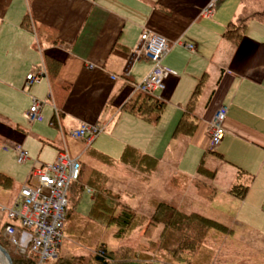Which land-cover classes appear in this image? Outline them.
Wrapping results in <instances>:
<instances>
[{"label": "crops", "instance_id": "0c3cea01", "mask_svg": "<svg viewBox=\"0 0 264 264\" xmlns=\"http://www.w3.org/2000/svg\"><path fill=\"white\" fill-rule=\"evenodd\" d=\"M240 11L241 0H0V152H12L17 162L15 147L21 146L31 159L25 165L32 166L35 160L54 163L61 151L81 161L84 154L98 152L92 149L96 139L89 145L70 133L84 124L103 126L113 137L121 131V156L126 147L134 148L158 160L155 174L166 169L168 184L183 178L181 187L172 188L180 194L199 179L216 190L217 198L221 185L229 202L257 212L239 210L242 220L264 221V24L249 22L237 44L226 40L223 35ZM26 19L29 29L23 26ZM39 29L54 31L59 43L45 40V33L39 36ZM145 33L171 46L161 62L165 88L153 93L165 104L155 125L123 110L152 68L140 56ZM46 56L61 63L58 83L70 86L65 100L57 98L59 106ZM30 74L38 81L28 85ZM198 87L196 130L175 137ZM33 100L41 104L40 122L28 117ZM220 105L228 109L225 136L210 152L209 121ZM194 147L203 152L200 164L211 159V167L203 166L215 173L213 179L186 175L183 159ZM239 172V183L248 187L243 199L229 193ZM29 173L0 172L13 181L11 189L17 182L18 190ZM165 203L183 211L177 202Z\"/></svg>", "mask_w": 264, "mask_h": 264}, {"label": "trees", "instance_id": "16d2710c", "mask_svg": "<svg viewBox=\"0 0 264 264\" xmlns=\"http://www.w3.org/2000/svg\"><path fill=\"white\" fill-rule=\"evenodd\" d=\"M251 21L264 24V0H241V11L234 22L228 25L223 35L224 38L234 44L239 43ZM23 26L29 29V20L26 19ZM44 33L45 40L52 44L59 43L54 31L38 30L39 36H43ZM45 65L52 92L57 94L56 105L59 106L58 99H66L70 92V86L58 83V74L61 68L59 61L46 56ZM198 92L199 87L177 125L175 137L178 135L191 136L196 130L193 111ZM164 109L165 104L160 99L142 93L136 94L123 107L124 111L152 125L159 122ZM89 154L109 166L116 165L117 162L124 164L130 174L144 184L150 182L159 166L158 160L131 147L125 148L119 161L95 151H90ZM80 164V179L72 184V190L74 189L76 194H80L85 189H90L95 193V199L88 219L79 217L74 219L68 228V234L73 242L80 247L89 249V251L82 255L64 252L47 264H211L213 261L210 256L212 251L208 252L209 257L206 255L200 257L201 240L207 237L210 232H214L215 235L232 234L231 229L212 219L196 213H185L175 206L157 199L149 200L153 213L147 217L137 210L123 205L119 195L106 188L108 176L104 172L81 161ZM197 172L200 178L213 179L215 177V173L205 169L203 163ZM242 175V172L238 173L237 181L229 191L232 196L239 199L245 198L248 192V187L239 183V176ZM182 184L183 178L181 177H173L169 181V186L172 188H179ZM193 184L199 197L205 200H212L215 197L216 190L210 185L199 179H195ZM0 187L9 190L13 187V181L0 174ZM77 203L78 200L75 202V206ZM159 226H162L163 230L158 239L152 241L153 233ZM102 228H113L114 235L121 240L130 237L137 230L142 231L144 241L135 248L111 249L105 243L98 242V233ZM2 233L3 227L0 228V245L10 254L13 264H34L32 259L12 252V248Z\"/></svg>", "mask_w": 264, "mask_h": 264}, {"label": "rangeland", "instance_id": "374dc122", "mask_svg": "<svg viewBox=\"0 0 264 264\" xmlns=\"http://www.w3.org/2000/svg\"><path fill=\"white\" fill-rule=\"evenodd\" d=\"M108 133V131L101 133L96 138V143L92 144V149L100 153L102 152L115 161H119L121 158L119 140L123 135L121 131L116 132V137ZM188 151L183 159L185 163L182 167L189 177L197 174L198 167L201 165L203 152L195 147L189 148ZM81 162L104 172L108 176L106 188L110 192L119 195L120 202L123 205L129 206L147 217H150L153 213L149 200L157 197L165 202H177L179 206L183 207L182 210L184 212L198 213L203 217L216 220L224 226L233 228L231 235H215L214 232H210L207 237L201 240V245L199 246V249L202 250L200 257H203V255L208 256V252L212 251L210 256H212L213 261L211 264H264V221H259L256 217L248 222L242 220V217L238 215L239 210L255 216H257V212L248 208H242L240 204L229 202L228 198L223 194L224 189L221 185L218 186L217 193L219 196L217 198L205 200L196 194L193 185H190L185 195L183 192L180 194V192L172 189L167 181V176L169 175L166 169L160 171L159 174H154L150 182L144 184L136 180L122 163L117 162L116 165L109 166L96 160L89 153L83 155ZM203 165L211 167V159L207 157ZM31 166L30 163L27 165L18 164L12 156V152H0V172L4 174L14 173L23 175L30 171ZM18 189L19 184L17 182H15V187L11 190H5L0 187V195L3 197L0 198V207H10L17 196ZM67 198L69 207L67 208V219L63 231L64 239L58 255L64 252H70L74 255L86 254L89 249L80 247L77 243L73 242L69 238L68 228L71 222L78 217L85 220L88 219L95 199V193L90 189H85L82 193L76 194L71 187ZM177 199L178 201H176ZM77 200L78 203L75 206ZM6 222L4 214L0 212V228ZM162 230V226L156 228L152 241L158 239ZM250 230L253 234L248 232ZM259 230L261 231V235L257 232ZM114 232L113 228H102L98 233V242L105 243L111 249H119L125 247L135 248L139 243L144 241L142 231L137 230L130 237L122 240L117 238ZM11 251L14 252L12 249ZM0 264H5V260L1 255Z\"/></svg>", "mask_w": 264, "mask_h": 264}, {"label": "built area", "instance_id": "2783aa9c", "mask_svg": "<svg viewBox=\"0 0 264 264\" xmlns=\"http://www.w3.org/2000/svg\"><path fill=\"white\" fill-rule=\"evenodd\" d=\"M209 10L205 11L208 15ZM189 51L195 47L181 43ZM168 41L153 33H145L140 45V56L152 65L149 75L136 86V91L146 95L162 92L165 88L166 71L162 59L170 51ZM28 85L37 82L33 74L27 77ZM41 104L33 100L28 117L30 122L41 120ZM227 107L220 105L209 121V150H215L223 141V127ZM105 131L103 126L84 124L72 131L70 136L75 140H84L89 145ZM17 163L30 161L29 153L21 146L15 147ZM81 164L79 159L72 158L67 151H61L54 163L42 164L33 161L26 182L21 186L10 207H0L5 215L3 237L12 250L22 257L33 260L34 264H47L58 257L64 239V226L68 208V192L72 184L79 181Z\"/></svg>", "mask_w": 264, "mask_h": 264}, {"label": "water", "instance_id": "95a60500", "mask_svg": "<svg viewBox=\"0 0 264 264\" xmlns=\"http://www.w3.org/2000/svg\"><path fill=\"white\" fill-rule=\"evenodd\" d=\"M0 255L5 260V264H13L10 254L2 245H0Z\"/></svg>", "mask_w": 264, "mask_h": 264}]
</instances>
